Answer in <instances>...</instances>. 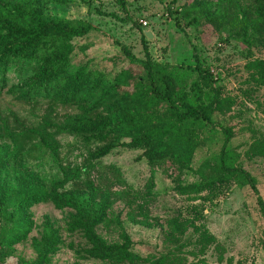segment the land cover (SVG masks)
Segmentation results:
<instances>
[{
	"label": "trees",
	"instance_id": "obj_1",
	"mask_svg": "<svg viewBox=\"0 0 264 264\" xmlns=\"http://www.w3.org/2000/svg\"><path fill=\"white\" fill-rule=\"evenodd\" d=\"M176 1L169 0L165 9L178 26L179 21L191 25L202 19L214 26L219 35L225 34L226 42L233 40L248 52L250 48H257L264 53V0H193L180 12L169 6ZM47 4V0H0V92L10 95L19 105L46 101L75 108V115L52 125V133L46 130L48 123L30 130L53 155L57 150L54 138L57 133L78 136L85 143H92L93 149L86 150L85 165L79 173L84 177V190H63L64 180L52 181L49 187L41 188L31 172L13 165L19 152L11 136L2 135L9 130L6 121L0 119V252L11 250L12 245L26 238L31 227L28 209L39 203L68 210L62 232L76 235L90 246L89 249L73 248L68 243L78 259L84 260L92 248L107 255L126 251L131 243L117 216L108 219L100 215L92 219L86 213L85 206L104 204L109 208L111 205L108 191L95 186L89 178L94 163L112 149L121 147L139 150V156L149 165L171 161L192 171L196 148L216 133L218 124L212 119L213 112L223 114L231 101L220 97V88L208 69L196 60L193 67L185 66L197 72L195 79L180 88L175 87L170 74L153 69L145 49L144 58L136 60L118 44L128 61L137 62L141 68L142 74L136 78L127 70L109 75L87 62L71 64L72 41L85 36L92 27L83 21L46 14ZM115 4L125 10L126 0H115ZM245 68L256 85L264 86V57L252 59ZM218 133L221 143L210 157L212 163H201L209 176L190 184V191L198 193L228 182L238 188L247 186L264 221V204L255 180L240 167L238 156L230 146L231 130L219 125ZM248 151L264 159V136L252 141ZM109 169L111 177L119 179L118 171ZM98 226L115 232L119 242L109 244L101 239L95 232ZM161 231L172 243V249L143 260V264H185L186 259L179 251L187 247L196 250L209 237L202 225L188 218L167 220ZM262 236L260 244L264 253V230ZM62 245L59 228L46 220L38 237L31 239L34 259L21 264H48ZM131 260L124 257L113 262Z\"/></svg>",
	"mask_w": 264,
	"mask_h": 264
},
{
	"label": "rangeland",
	"instance_id": "obj_2",
	"mask_svg": "<svg viewBox=\"0 0 264 264\" xmlns=\"http://www.w3.org/2000/svg\"><path fill=\"white\" fill-rule=\"evenodd\" d=\"M193 0H177L169 5L180 12ZM45 13L69 21L89 23L92 29L83 37L72 41L71 64L89 63L98 70L113 75L127 70L131 77L142 74L137 62H130L120 50V44L136 60L144 58V49L153 69L172 76L176 88L195 79L193 67L196 60L207 68L211 79L220 88V97L231 104L223 114L213 112L212 119L218 126L231 130L230 146L237 154V162L254 180L260 199L264 204V159L250 155L248 148L254 140L264 136V86H258L249 78L247 62L263 58V51L245 47L239 42L224 40L215 27L199 19L195 24L177 25L169 17L165 5L169 0H126L121 10L115 0H47ZM176 19V18H175ZM145 22V25H142ZM148 33L150 38H141ZM193 48V50H192ZM74 107L54 105L41 101L31 105H19L10 95L0 92V119L6 121L19 156L13 165L31 172L38 180V187L47 188L52 181L64 180L63 190H84V177L80 176L85 165L86 150L92 143L67 133L54 135L56 154L45 149L32 128L48 123L46 130L54 131V124H61L75 115ZM216 126L210 141L196 148L191 168L187 171L179 164L163 161L149 165L140 157L139 150L117 147L94 163L89 178L95 186L107 190L111 205L85 206L86 213L95 219L100 215L112 219L117 216L131 243L126 251L111 255L94 252V248L80 260L67 245L89 249L76 235L62 232L69 216L66 209L57 210L50 203H39L28 209L30 231L11 250L0 252V264H21L35 257L31 239L37 238L41 225L47 220L59 228L63 245L54 253L48 264H143V260L156 258L172 249L161 227L167 220L194 219L209 234L198 249L189 247L179 251L186 263L203 261L205 264H264L260 241L263 238L264 221L260 217L255 198L247 186L238 188L232 182L214 188H205L198 193L189 186L209 176L202 162L211 164L210 157L221 143ZM203 136L202 134L200 135ZM204 137H208L204 134ZM7 142V140H2ZM202 163V164H201ZM109 167L118 171L119 179L111 177ZM201 168V169H200ZM199 213L200 216L196 217ZM188 231H190L188 229ZM95 232L107 243H118L115 232L98 226ZM131 258V262L120 261Z\"/></svg>",
	"mask_w": 264,
	"mask_h": 264
},
{
	"label": "water",
	"instance_id": "obj_3",
	"mask_svg": "<svg viewBox=\"0 0 264 264\" xmlns=\"http://www.w3.org/2000/svg\"><path fill=\"white\" fill-rule=\"evenodd\" d=\"M144 36H145L146 38H150V35H149L148 33H144Z\"/></svg>",
	"mask_w": 264,
	"mask_h": 264
},
{
	"label": "built area",
	"instance_id": "obj_4",
	"mask_svg": "<svg viewBox=\"0 0 264 264\" xmlns=\"http://www.w3.org/2000/svg\"><path fill=\"white\" fill-rule=\"evenodd\" d=\"M142 25L144 26L145 25V22H142Z\"/></svg>",
	"mask_w": 264,
	"mask_h": 264
}]
</instances>
